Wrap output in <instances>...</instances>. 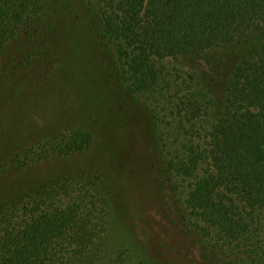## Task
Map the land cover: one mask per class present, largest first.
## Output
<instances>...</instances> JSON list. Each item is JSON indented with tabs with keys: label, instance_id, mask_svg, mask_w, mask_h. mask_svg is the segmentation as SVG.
<instances>
[{
	"label": "trees",
	"instance_id": "1",
	"mask_svg": "<svg viewBox=\"0 0 264 264\" xmlns=\"http://www.w3.org/2000/svg\"><path fill=\"white\" fill-rule=\"evenodd\" d=\"M82 2L112 79L156 107L187 214L205 244L227 263L264 264V0ZM49 28L41 0H0V63L10 47L38 54L33 45ZM223 48L236 64L215 108L220 96L208 76L185 72L179 61ZM71 131L13 161L88 150L92 135ZM11 189L0 201V264H90L110 210L100 177L57 172Z\"/></svg>",
	"mask_w": 264,
	"mask_h": 264
},
{
	"label": "rangeland",
	"instance_id": "2",
	"mask_svg": "<svg viewBox=\"0 0 264 264\" xmlns=\"http://www.w3.org/2000/svg\"><path fill=\"white\" fill-rule=\"evenodd\" d=\"M41 1L50 28L48 38L33 45L39 53L29 58L10 47L0 63V201L17 181L84 171L101 178L110 203L106 232L90 264H232L213 253V243L205 244L187 214L182 181L159 135L157 109L112 79L106 57L91 42L82 0ZM179 62L185 72L208 76L220 96L236 59L223 48ZM74 129L92 135L88 150L30 165L25 157L13 161Z\"/></svg>",
	"mask_w": 264,
	"mask_h": 264
}]
</instances>
